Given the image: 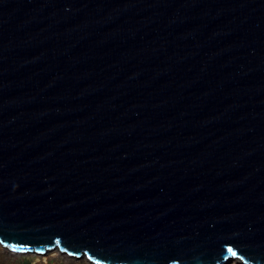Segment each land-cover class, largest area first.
<instances>
[{
    "label": "water",
    "instance_id": "1",
    "mask_svg": "<svg viewBox=\"0 0 264 264\" xmlns=\"http://www.w3.org/2000/svg\"><path fill=\"white\" fill-rule=\"evenodd\" d=\"M0 245L264 264V0H0Z\"/></svg>",
    "mask_w": 264,
    "mask_h": 264
},
{
    "label": "rangeland",
    "instance_id": "2",
    "mask_svg": "<svg viewBox=\"0 0 264 264\" xmlns=\"http://www.w3.org/2000/svg\"><path fill=\"white\" fill-rule=\"evenodd\" d=\"M54 252L55 250L47 251L45 255L33 252L16 254L3 248V251L0 253V264H92L87 259L85 260L84 257L78 260H72L71 258L73 257L65 256L64 254H62V256L56 255L49 257V255H52ZM235 261L238 262L233 259V261L227 264H233Z\"/></svg>",
    "mask_w": 264,
    "mask_h": 264
},
{
    "label": "bare ground",
    "instance_id": "3",
    "mask_svg": "<svg viewBox=\"0 0 264 264\" xmlns=\"http://www.w3.org/2000/svg\"><path fill=\"white\" fill-rule=\"evenodd\" d=\"M53 250H55V252L52 254V255H49V257L50 256H62V254L57 250V249H53ZM3 251V248L1 247V245H0V253ZM52 251V250H51ZM4 253V252H3ZM16 254H18V253H16ZM45 254H47V252H44L43 253V255H45ZM66 256V255H65ZM82 257H84V256H82ZM82 257H79V258H76V257H73V258H71L72 260H78V259H81ZM66 258H68V257H66ZM85 258V257H84ZM46 259H47V257H46ZM85 260H86V258H85ZM231 261H233V260H228V261H226L224 264H227V263H229V262H231ZM238 262H234L233 264H243L242 262H240L239 260H237ZM90 262V261H89Z\"/></svg>",
    "mask_w": 264,
    "mask_h": 264
},
{
    "label": "snow or ice",
    "instance_id": "4",
    "mask_svg": "<svg viewBox=\"0 0 264 264\" xmlns=\"http://www.w3.org/2000/svg\"><path fill=\"white\" fill-rule=\"evenodd\" d=\"M37 251H42V249H37ZM228 251L230 253H232V255H237V253L235 252V250L231 247V245H228Z\"/></svg>",
    "mask_w": 264,
    "mask_h": 264
}]
</instances>
